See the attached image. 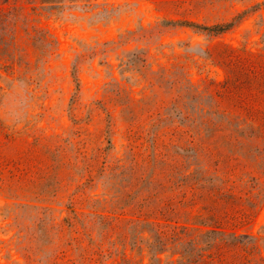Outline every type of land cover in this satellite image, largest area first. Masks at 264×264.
<instances>
[{
    "label": "rangeland",
    "instance_id": "rangeland-1",
    "mask_svg": "<svg viewBox=\"0 0 264 264\" xmlns=\"http://www.w3.org/2000/svg\"><path fill=\"white\" fill-rule=\"evenodd\" d=\"M0 264H264V0H0Z\"/></svg>",
    "mask_w": 264,
    "mask_h": 264
},
{
    "label": "trees",
    "instance_id": "trees-1",
    "mask_svg": "<svg viewBox=\"0 0 264 264\" xmlns=\"http://www.w3.org/2000/svg\"><path fill=\"white\" fill-rule=\"evenodd\" d=\"M227 27H229V26H227ZM227 27H226V28H227ZM217 29H218V27H217ZM218 30H221V29H218Z\"/></svg>",
    "mask_w": 264,
    "mask_h": 264
}]
</instances>
